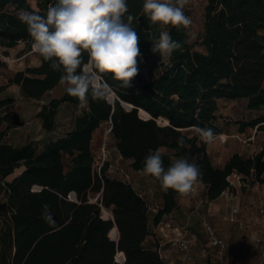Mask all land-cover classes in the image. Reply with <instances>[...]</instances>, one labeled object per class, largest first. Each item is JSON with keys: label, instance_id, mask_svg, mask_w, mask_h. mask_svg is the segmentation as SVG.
I'll list each match as a JSON object with an SVG mask.
<instances>
[{"label": "trees", "instance_id": "16d2710c", "mask_svg": "<svg viewBox=\"0 0 264 264\" xmlns=\"http://www.w3.org/2000/svg\"><path fill=\"white\" fill-rule=\"evenodd\" d=\"M29 1L35 2L37 11L31 10ZM56 2L0 0V49L33 42L27 26L17 18L21 9L43 16ZM127 4L135 17L133 27L141 53L131 87H121L111 73L101 74L111 93L103 99L89 96L73 128L40 153L33 143L14 148L3 142L8 130L23 123L8 113L0 114V176L7 178L22 169L7 183L12 213L0 237V264H164L156 251L143 248L148 235L145 200L130 185L110 179L107 163L98 171L94 168L92 135L105 122H109L118 155L130 160L134 171L142 172L145 157L157 149L165 168L180 156L196 162L203 173L197 183L206 186L208 202L229 187L227 179L232 174L264 182V143L254 157L235 153L222 167H214L199 135L183 133L200 127L219 135L215 125L218 100L244 99L247 110H264V0H208L200 42L204 52L189 44L185 27L170 26L172 38L182 47L149 77L145 69L160 26L143 14V0H127ZM84 58L86 62V52ZM39 60V67H27L8 81L25 99L39 100L60 84L62 72L51 70L50 62L40 55ZM3 91L0 87V95ZM10 103V99H1L0 111ZM63 103L80 105L64 88L58 99L49 100L36 114L47 133L53 131ZM246 128L264 132V115L239 123V133ZM180 136L187 147H178ZM162 192L155 225L176 210L180 195L172 189ZM90 195L97 199L89 200ZM46 215L52 217L51 222Z\"/></svg>", "mask_w": 264, "mask_h": 264}, {"label": "clouds", "instance_id": "9594fccd", "mask_svg": "<svg viewBox=\"0 0 264 264\" xmlns=\"http://www.w3.org/2000/svg\"><path fill=\"white\" fill-rule=\"evenodd\" d=\"M189 3L190 0H143V14L151 24L163 29L152 40L151 48L161 58L171 57L182 47L172 38L168 26L179 29L190 25L184 11ZM17 18L27 26L33 50L50 62L51 70L62 72L60 83L69 96L78 99L81 108L88 106L89 96L103 99L111 93L101 74L111 73L124 88L131 87L138 74L139 36L127 0H57L49 5L46 15L21 9ZM195 131L206 144L216 139L211 128L196 127ZM177 144L179 148L188 146L183 136L177 138ZM142 172L150 182L158 181L165 191L172 189L181 195L190 194L203 176L200 166L187 156H180L165 168L158 149L145 157ZM45 219L52 221L50 215Z\"/></svg>", "mask_w": 264, "mask_h": 264}, {"label": "rangeland", "instance_id": "374dc122", "mask_svg": "<svg viewBox=\"0 0 264 264\" xmlns=\"http://www.w3.org/2000/svg\"><path fill=\"white\" fill-rule=\"evenodd\" d=\"M30 8L32 11H37L35 2L29 1ZM208 5V0H190V3L185 7V15H187L191 23L189 26L185 27L189 44L193 46L195 51L203 53V49L200 46L201 38L204 34L205 28V11ZM170 26H168L169 29ZM163 29L160 28L159 31ZM33 42L29 46L24 42H19L15 47L7 50L0 49V87H4V91L0 95L1 99H10L11 103L3 107L0 114H10L15 116L19 121L23 123L22 126L18 128H13L8 130V134L3 140V142H10L17 139H21V143L24 137L27 139H32L34 142L38 143L39 139L43 138H55L60 133H63L70 129L72 122L75 117L80 115L85 108L78 106H70L67 103H63L60 106L58 114L55 119V125L53 131L48 134L42 135L39 129V118L35 115L37 111L40 110L41 106L48 103L54 97H60L65 86L60 83V85L53 89L52 91L46 93L39 100L25 99L20 96L19 88L13 84H8L9 79H11L16 72L23 71L27 67H39L40 60L39 54L33 53L32 48ZM29 50V52H28ZM6 52V54H4ZM167 56L161 58L159 53H154L147 65L145 72L146 76L154 75L157 73L163 63H166ZM218 112L216 113L217 120L215 122L216 127L219 130V135H216V139L211 144H206V152L209 156L210 162L214 167H222L229 157L235 153L243 156L244 158L254 157L259 151L264 143V132L258 131L255 128H246L243 133H239L238 126L239 123H247L258 116L264 115V110L261 111H249L247 110V101L244 99L240 100H218L217 101ZM109 122L102 123L98 129H96L92 135L91 151L94 157V168L96 171L100 167L107 163V176L109 175V170H114L116 176H118L119 169L129 172V166L126 161L117 158V150L115 148V141L109 133ZM185 135L190 136L192 133H196L195 129H186L183 131ZM10 135L11 138H8ZM175 159H172L174 161ZM264 160V157H263ZM20 169L14 172L18 173ZM132 173V172H131ZM130 176L132 179L137 181L140 185L142 192L149 190L146 183H140L141 176L136 175L134 178L132 174ZM10 179V178H9ZM234 184V188H230L228 193L233 195V200L228 204L230 206H236L239 210L237 215V223H229L225 220L226 209L225 195H222V202L220 207V222L228 225H233L237 228L239 237L245 238L247 235L251 236V230L245 222L244 210H245V196L249 193L253 198L257 196L264 195L263 183L262 185H256L251 180H241L237 184L236 179L231 180ZM144 187V188H143ZM144 189V190H143ZM247 192V193H246ZM156 194V193H155ZM199 200H203L201 197V192L198 194ZM89 200L97 199V196L93 197L90 195ZM158 196L154 195V205L151 209L158 210ZM229 208V207H227ZM257 220L259 223L264 225V199L259 201V206L257 208ZM153 214V212H151ZM256 220V219H255ZM207 222V221H202ZM209 223V222H207ZM215 227L211 222L209 223ZM242 227V228H240ZM249 231V232H248ZM246 232H248L246 234ZM227 243V250L221 255L217 253L215 249L213 250L215 255H211L206 250L205 256L202 258L201 264H210L209 259H217V264H264V242L259 240H253V246L251 250L257 253L251 254L249 258L241 260L239 262L233 261V254L231 253V242H233V236L229 238H222ZM234 253H238L234 250Z\"/></svg>", "mask_w": 264, "mask_h": 264}, {"label": "crops", "instance_id": "0c3cea01", "mask_svg": "<svg viewBox=\"0 0 264 264\" xmlns=\"http://www.w3.org/2000/svg\"><path fill=\"white\" fill-rule=\"evenodd\" d=\"M58 98L54 97L52 99H58ZM69 105L74 106L71 104ZM39 111H37V113ZM41 123H42L41 120H39L38 126L41 131V134L42 135L48 134L42 128ZM72 128H73V122H72L70 129ZM70 129L63 133H60L55 138H43L42 137V139H39L37 141L38 143L34 142L30 138L27 139V136L22 139V141H25L23 143H21V139H17V141L16 140L10 141V142L8 141L5 143L10 144L14 148L21 147L28 143H33V145L35 146L37 150V153H40L49 142H54L55 140L61 137H64V135L68 133ZM8 138L12 139L13 137H10L9 135ZM117 158L121 159L119 155H117ZM114 170L116 169L112 168V170L108 171L110 175L109 178L119 180ZM21 171L22 169H20L18 173L7 177L6 178L7 181L9 182L13 177L18 176ZM131 174L133 178L136 175L141 176L142 179H140V183L141 184L142 182L146 183L149 189L147 190V192L146 191L143 192L144 193L143 199L145 200L147 208H148V211H147L148 235L143 242V248L145 250L155 251L157 248L160 250L164 259H166L167 261H173L174 264H201L202 258L204 255V249L206 250L207 248V239L205 238V235L201 227L202 221H207L209 223L211 222L215 226L214 229L216 233L221 238H226V236L229 238L230 236H233L234 241L231 242V249H230L231 253L233 254V258H232L233 261L239 262L241 260H245L246 258H249L251 254L255 255V253H257L256 251L251 250L253 249L252 248L254 244L253 240H259L260 242L261 241L264 242V225L258 222L257 220L258 215L256 211L259 206V201L262 198L264 199L263 194H261V196H257V198H253L252 196H250L249 193L247 194V196H245L244 202L246 204L245 205L246 207L244 210V216H245V222L247 223V226L251 230V236L247 235V237L245 238H242V237L240 238L238 234V230L235 226L225 224V222L224 223L220 222L221 220H220L219 215H220V210H221L220 207H221V202H222V194L213 202H208L205 199L206 186L201 183H196L194 187L200 190L201 197L203 198V200L202 201L199 200V196L191 197L190 195L180 194L177 198L176 210L168 214L167 217L165 218V221H167L169 228L165 229V235L163 236L161 233L158 232V228L153 222L155 215L151 214V207L154 205L153 204L154 195L158 196L157 201L159 203V209L161 207V202H162L161 197L163 193L162 189L155 182H150V179L146 177L142 172L137 174L135 171H133ZM262 178L264 180V174L262 175ZM180 232L186 235L185 239L187 240L189 239L190 234L197 236V242L193 243V245H190L191 247L189 248L187 252V259L183 262H180V260L177 259L179 255V251L177 249V244L174 241L177 238L178 233ZM248 232H246V234ZM234 250H237L238 253L237 254L234 253ZM207 251L208 253H211V255H215L213 253L214 252L213 250L207 249ZM209 260L211 264L218 263L217 259L211 258ZM207 263L208 261L205 262V264Z\"/></svg>", "mask_w": 264, "mask_h": 264}, {"label": "built area", "instance_id": "2783aa9c", "mask_svg": "<svg viewBox=\"0 0 264 264\" xmlns=\"http://www.w3.org/2000/svg\"><path fill=\"white\" fill-rule=\"evenodd\" d=\"M71 130V129H70ZM127 164L129 166V172L128 171H123L122 169L117 170L118 171V178L120 181H122L125 184H128L132 187V189L141 197L143 198V192L142 189H140V185L138 182L134 179L131 178L130 173L133 172L134 170L131 169V161L127 160ZM137 174L140 173V171H135ZM232 179L237 180V184L242 180L240 176L236 174H232L230 177H228L227 181L229 184V187L222 193V195H225V204L224 208L226 209V216L225 220L228 221L229 223H237V215L239 213L238 208L235 206H230L228 203L233 200V195L228 193V190L230 188H234V184L232 183ZM251 180L254 182L253 179H246ZM7 179L2 178L0 176V208L3 207L4 210L0 213V237L3 234V232L6 230V228L10 225V216L12 213V209L9 207L8 199L10 195V189L7 186ZM256 185H262L259 184L258 182H254ZM36 188H33L35 190ZM263 192H264V186H263ZM200 190L196 187L193 188L192 192L188 195L191 197L193 196H198ZM229 207V208H227ZM151 212H153L154 215L157 214L158 210L151 209ZM167 215H163L159 222L156 224V227L158 228V232L161 233L163 236L165 235V229L169 228V225L167 221H165V218ZM202 231L205 235V238L207 239V249H215L219 255H221L223 252L227 250V243L224 241L215 231L214 227L210 225L207 222H202L201 224ZM186 235L182 234L181 232L178 233L177 238L174 240L175 243L177 244V249L179 251L178 255V260L180 262H183L187 259V252L189 248L191 247L190 245H193V243L197 242V236L190 234L189 239H185ZM0 249H1V242H0ZM206 250L204 249V255L206 254ZM159 256V258L162 260L164 264H174L173 261H167L166 259L163 258V255L161 254L160 250L156 248L155 250ZM211 264V263H210Z\"/></svg>", "mask_w": 264, "mask_h": 264}, {"label": "water", "instance_id": "95a60500", "mask_svg": "<svg viewBox=\"0 0 264 264\" xmlns=\"http://www.w3.org/2000/svg\"><path fill=\"white\" fill-rule=\"evenodd\" d=\"M129 110H130V109H129ZM129 110H128V111H129ZM111 220H112V219H111ZM115 262H116V261H115Z\"/></svg>", "mask_w": 264, "mask_h": 264}]
</instances>
